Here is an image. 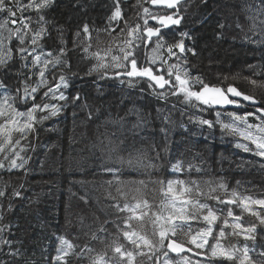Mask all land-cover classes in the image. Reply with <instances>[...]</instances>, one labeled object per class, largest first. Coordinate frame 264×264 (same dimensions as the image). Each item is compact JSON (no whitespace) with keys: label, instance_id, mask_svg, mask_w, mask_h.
I'll return each instance as SVG.
<instances>
[{"label":"trees","instance_id":"16d2710c","mask_svg":"<svg viewBox=\"0 0 264 264\" xmlns=\"http://www.w3.org/2000/svg\"><path fill=\"white\" fill-rule=\"evenodd\" d=\"M255 3L256 0H187L178 8L167 10L153 8L149 0H144L143 7H148L150 12L176 13L182 19L180 24L162 31L164 47L157 51V57L166 63L161 62V67H158V59L152 65L148 63L152 59L155 38L147 41L143 36L147 44L135 41L141 44L136 50L140 65L162 69L157 74L176 84L175 75L168 77V70L171 65L179 64L191 78L192 90L202 87L194 82L197 77L210 86L233 85L255 97L264 108V25L257 21L258 27L252 28L250 17L253 13L248 8ZM135 5L136 0H120L122 19L111 22L109 17L115 10L116 0H54L45 11L53 24L49 25L50 36L42 41L44 50L57 54L61 44L55 28L62 26L68 49L63 58L70 67V71L64 66L52 69L48 79L58 83L59 76L64 74L68 87L60 91L69 100H42L46 91L42 89L36 103L55 104L62 106V110L34 123L23 139L19 133H14L13 142L19 140L20 143L0 153V160H4L5 154L14 158L15 152L23 157L22 168L10 171L7 167L0 168V192L4 193L0 196V228H5L0 235L12 242L11 245L0 244V264H24V259L8 255L14 249H20L32 264H92L95 260L103 264H129L126 255L114 251L118 245L122 252H133L131 264H154L156 261L167 264L169 260L170 264H185L187 255L172 256L167 247L168 239L186 244L192 251L208 250L209 246L196 249L188 243L191 236L207 228L203 220L207 209L200 210L195 220L174 218L171 225L179 227L175 235L168 232L161 246L160 230L170 228L167 223L170 215H180L168 205L174 194H180L182 186L174 183V192L168 193L169 181H184L183 187L192 189L175 201L176 208L186 207V214H192V204L182 203L189 199L207 204L216 213L218 218L213 225L214 236L208 237L209 245L215 244L217 238L226 249L236 245L239 249L236 255L240 259L247 245L253 264L264 251V224L251 214L257 212L264 217V207L251 203L264 200L260 188L264 182L257 176L264 172V158L254 154L255 145L238 135L224 133L217 122L218 119L230 122L228 112L255 113L248 122L257 125L261 123L258 119L261 114L256 112V107L241 102L233 109L214 108L195 99L189 103L183 93L172 95L174 89L167 85L164 89L149 88L147 78L116 76L115 73L123 69L111 67V55L122 56L119 49L126 47L125 41L133 39L127 36L125 21L132 27L137 23L143 26V8ZM25 15L35 17L36 14L28 12ZM6 16L7 13H0V22ZM19 16L17 13V19ZM85 24L88 34L83 32ZM17 26L20 25H13L9 20L8 28ZM149 26H157V22L149 19ZM121 29L125 31L121 33ZM77 31L81 33L78 38L75 37ZM7 34L5 31L4 35ZM180 41L195 55L187 51L180 54L179 49L173 48L177 55L170 56L167 47ZM17 43L14 41L9 46L14 48ZM89 45L85 52L84 48ZM109 50L111 54H107ZM19 63L17 59L14 68H19ZM101 63L109 67L101 68ZM128 67L130 70V64ZM180 74L184 78V72ZM0 79H4L15 94L18 78L11 74L5 78L0 72ZM37 80L38 77H33L29 83L34 86ZM161 91L165 93L163 98L158 95ZM77 94L80 99L73 101L72 97ZM31 105L29 100L27 106L19 104L18 107L26 111ZM130 109L138 110L148 119L147 125L133 129L136 116L126 115ZM50 110L36 115H48ZM165 116L170 122H165ZM200 120L212 121L215 126L209 128ZM161 127L167 130V135L160 131ZM240 143L248 144L253 151L245 152L237 147ZM165 147L167 150L163 151ZM4 162L8 164L7 160ZM210 189L215 191L210 193ZM212 197H220L223 201L236 199L237 202L220 203ZM241 199L249 204L250 211H244L243 205L237 206ZM137 203L139 208L135 207ZM228 208L241 217L238 222L243 228L256 226L255 240H246L243 229L232 227L237 221L227 216ZM157 215L162 219L156 221ZM138 216L142 218L136 219ZM225 218L229 226L224 229L226 235L219 237ZM125 231L145 235L155 247H146L140 242L138 249L123 235ZM234 231L240 234L233 235ZM60 238L66 239L73 248L61 245ZM61 247L68 252L67 256L57 252ZM138 252L146 255H137ZM57 255L62 258L57 260ZM193 260L207 264L201 259ZM214 264H239V259L219 258Z\"/></svg>","mask_w":264,"mask_h":264},{"label":"snow or ice","instance_id":"6c2138e0","mask_svg":"<svg viewBox=\"0 0 264 264\" xmlns=\"http://www.w3.org/2000/svg\"><path fill=\"white\" fill-rule=\"evenodd\" d=\"M54 0H0V13H7V16L4 18L3 22H0V72L5 74V78L8 75H15L18 78L17 87L15 89V94H13L12 90L8 87V85L4 82V79H0V120H3V123H0V153H5L7 149L14 148L15 145L20 143L19 140H15L13 142V134L19 133L21 139L26 137V133L33 129L34 123L39 122L41 120H46L49 116L57 115L61 110L62 106H58L50 103H36L37 94L40 93L42 89H46L43 92L42 100H47L49 98L56 99L59 101L68 102L69 97H67L60 89L67 88L68 82L66 76L61 74L59 76V82L53 83L48 79V73L55 69L58 66L67 67L70 71V67L68 62L63 58L68 49L66 46V40L63 34V27H56L55 31L57 32V41L61 44L57 54H53L52 51H45L43 47L42 41L50 36L49 33V25H52L53 22L50 21L46 15L45 11L52 5ZM144 0H136L137 7L143 8V26L137 23L134 27L128 24V21H125V26L127 28V36L132 37L133 39H129L125 41L126 47H121L119 49L122 56L111 55L112 64L111 67L115 69H123L122 72L117 71L115 73L116 76H127L129 78H147L149 83V88H159L164 89L167 85L170 89H174L172 91V95H178L180 93L184 94V99L186 102L191 103L193 99L200 102L203 105L207 106H225V105H237L239 106L240 102L235 99H230L228 95L224 93V91L219 87H210L207 83H204L199 77L195 78V83L202 84L200 90H192L190 80L191 78L188 76V73L180 68L179 64L171 65L168 70V77H172L175 75L176 84H173L171 79L165 78L162 74H157L162 71V69H154L151 66L145 67L140 65L138 58L136 56V50L141 47L140 43H135L136 40H141L144 44H147V41H143V36L147 37L148 41H151L153 37L156 38V48L153 49V52H156L160 48L164 47V37L162 35V30L164 28H168L171 25H178L181 22L182 17H179L176 13L166 14V13H152L150 12L148 7H143ZM152 5H164L167 9L175 8L179 0H149ZM248 8L251 10L253 15L250 17L252 20V28L255 29L258 27L257 21H259L260 25H264V0H256L255 6L248 5ZM28 12H35V17L30 15H25ZM17 13L20 14L19 19H17ZM122 19L121 8H120V0H116L115 10L113 11L111 17H109L111 21H117ZM149 19L156 21L159 25L157 26H149ZM9 20L11 24L17 26L15 28H8ZM36 25V27H33ZM239 26V25H238ZM221 28L224 27L223 24L220 25ZM7 31V35L4 33ZM121 33L125 31V29L120 30ZM83 32L85 34L89 33L88 25L83 26ZM81 35L80 31L75 33V37H79ZM182 35H187V33H183ZM14 41L18 42L15 47H10ZM74 46L76 45V39L73 40ZM90 45L84 48L85 52H88ZM173 48L179 49L180 54L187 52H195L192 49H186L183 41L177 42L174 45H169L167 47V51L170 56L177 55L176 52L173 51ZM107 54H111V50L108 51ZM95 55H99L96 53ZM19 60V68H14L16 60ZM158 57H153L148 63L152 65L155 63ZM162 63H166L162 61ZM130 64V70H129ZM101 68L109 67V65L101 63L99 65ZM38 69V71H36ZM173 69L176 70L173 73ZM25 70L27 71V75L25 74ZM181 72H184V78L181 76ZM33 77H38V80L35 82L34 86L29 82L33 80ZM53 81H55V74L53 73ZM255 83V81H252ZM228 92L231 93L234 97H243L245 101H252L256 103L253 96L244 95L240 91H238L234 87H229ZM57 93H59L57 95ZM162 98L165 96V93L161 91L158 93ZM80 99L79 94L75 97H72L73 101H78ZM29 100L32 101L31 107H27L26 111L19 110L18 105L22 104L27 106ZM87 106V105H85ZM50 110L48 115H43L37 117L38 112H45L46 110ZM257 113H261V116L258 119L261 120L260 124L253 125L248 122V118L250 116L255 115V113H244L240 115L236 112H228L227 115L231 117L230 122L220 121L218 119V123L222 131L228 135H238L245 141L251 142V144L255 145L254 154L264 158V108H256ZM135 115L136 122L133 124V129L142 128L149 122L144 116L140 114L138 110H129V113L126 115ZM221 114L218 112L217 117L219 118ZM124 117H121V120H124ZM157 119H159V110ZM165 122H170L169 117H164ZM202 125H207L209 128L215 126V123L209 120H200ZM243 125V126H241ZM255 129V131H253ZM160 131L167 135V130L164 127L160 128ZM237 147L242 148L245 152L253 151L248 144H237ZM166 151L165 147L162 149ZM23 151V149H21ZM5 160L8 161V164L5 165ZM20 160L21 163L17 161ZM7 167L10 171L15 168L23 167V157L20 156L19 152L14 153V158L9 157L7 154L4 156V160H0V168ZM174 168H179V165H174ZM108 171H111L110 169ZM178 183L182 186L179 195H173L172 201H170V207L175 208L176 212L180 213L178 217L169 216L167 223L171 225V221L174 218L180 220H195L198 219L197 213L200 210L207 209V215L203 216V220L207 222V228L201 229L196 235L191 236L188 240V243L195 246L196 249H205L206 246L208 250L202 252H196L195 255H202L205 257L207 264H214V262L223 258L228 261H235L239 259V264H253V261L249 258V251L247 245L243 247V258L240 259L236 253L239 252V249L236 245H232L231 249L224 248L219 239H216L215 244L209 245L208 237L214 236L213 225L217 220L216 213L208 208V205L205 203H200L198 201H192L189 199H185L182 201L183 205L187 206L188 204H192L193 212L188 215L186 207L176 208L175 201L180 198L185 192H190L192 189L185 188L183 185L184 181H169L168 182V193H173V184ZM195 184L196 182H192ZM223 187V185H220ZM215 189H210V193L214 192ZM204 195V193H201ZM4 195L3 192H0V196ZM19 195V193H16ZM233 197L236 196L235 192H233ZM220 201V203L227 204H236V199H231L228 201L220 200V197H212ZM252 204L260 205L264 207V200H252ZM243 205L244 211H250L249 204L241 199L239 201V205ZM145 206H147V202H145ZM136 208L140 207V204L137 203ZM125 208H128L126 205ZM123 210V209H121ZM134 210V209H133ZM260 220L261 224H264V217H261L259 213L252 212L251 213ZM147 215V213H145ZM228 217H234V220L237 221L232 225L234 229H243L244 238L246 240H255V232L256 226L251 225L248 228H243V225L240 224V216H235L232 208H228L227 211ZM142 217H136V219H141ZM162 219L161 216H156V221ZM155 223V221H153ZM229 226V221L227 218L224 219L223 227L220 228L219 237H224L226 235L225 228ZM6 227V226H5ZM179 225H171L168 229H162L159 232V244L163 246L165 239L168 238V232L171 231L173 235L176 233V229ZM5 228H0V233H3ZM233 235H239V232L234 231ZM123 235L128 238L132 244H134L138 249L141 246V243L146 247H155V244L152 240L148 239L145 235H140L137 232H128L125 231ZM135 237V239L133 238ZM95 238V236L93 237ZM61 239V245H67L68 249L73 248V245L70 244L66 239ZM139 241V242H138ZM11 241L5 239L2 235H0V244L3 245H11ZM167 247L173 252H184L186 249L183 243H178L175 240L168 239ZM189 251L191 249H188ZM114 251L121 256H127L129 260V264H131L134 254L131 251L122 252L121 246H116ZM58 253H63V256H67L68 252L64 247L57 249ZM11 257H20L24 259V264H32L28 259L25 258L24 253L21 252L20 249L10 250L8 253ZM137 255H146V253L138 252ZM167 255V253H165ZM62 257L57 255L56 259L60 260ZM151 259V257H149ZM92 264H103L101 260H95ZM185 264H188L187 258H185ZM197 264H200L197 261ZM255 264H264V251L259 253V259L256 260Z\"/></svg>","mask_w":264,"mask_h":264},{"label":"water","instance_id":"95a60500","mask_svg":"<svg viewBox=\"0 0 264 264\" xmlns=\"http://www.w3.org/2000/svg\"><path fill=\"white\" fill-rule=\"evenodd\" d=\"M183 1H185V0H179V3H181V2H183ZM178 3V4H179ZM151 4V3H150ZM152 5V4H151ZM153 7H158V8H160V7H166V6H164V5H152ZM210 86V85H209ZM234 87V88H236L238 91H240L237 87H235V86H233V85H229V86H227L226 88H223V87H221V86H210V87H219V88H221L223 91H224V93L226 94V95H228V97L230 98V99H235V100H238L239 102H241V103H243V104H245V105H247V106H252V107H259V108H261L260 107V102L254 97V99H255V101H256V103H253L252 101H245V100H243V97L241 96V97H234V96H232L231 95V93H229L228 92V88L229 87ZM200 90V89H199ZM241 93H243L244 95H249V94H247V93H245V92H242V91H240ZM250 96H252V95H250ZM212 107H214V108H220V109H233V108H236L237 107V105H225V106H219V105H215V106H212ZM258 114H261V113H258ZM184 247H185V251L184 252H182V253H192V249L188 246V245H186V244H184ZM188 249H191L190 251L188 250ZM200 257H202V258H205L204 256H202V255H200Z\"/></svg>","mask_w":264,"mask_h":264},{"label":"flooded vegetation","instance_id":"af4514ba","mask_svg":"<svg viewBox=\"0 0 264 264\" xmlns=\"http://www.w3.org/2000/svg\"><path fill=\"white\" fill-rule=\"evenodd\" d=\"M187 0H185V1H183V2H181V3H179L175 8H173V9H176V8H178V6L180 5V4H182V3H184V2H186ZM149 4H150V2H149ZM150 6L151 7H153L151 4H150ZM153 8H158V7H153ZM160 8H163V9H167L166 7H160ZM173 9H167V10H173ZM165 29H167V28H164L162 31H164ZM257 176H258V179H260L261 181H263L264 182V172H259L258 174H257ZM260 188H262L261 190H263V192H264V185L263 186H261ZM171 251V250H170ZM197 251H193L192 253H190V254H186V255H188L190 258H192V259H195V258H200V259H202L201 257H199V255H195L194 253H196ZM171 255L172 256H175V255H181V253H178V252H173V251H171Z\"/></svg>","mask_w":264,"mask_h":264},{"label":"rangeland","instance_id":"374dc122","mask_svg":"<svg viewBox=\"0 0 264 264\" xmlns=\"http://www.w3.org/2000/svg\"><path fill=\"white\" fill-rule=\"evenodd\" d=\"M157 27H159L158 23H157ZM146 38H147V37H146ZM153 38H155V37H153ZM153 38H152V39H153ZM147 41H148V40H147ZM156 43H157V41H156V38H155V39L153 40V44H154V48H153V49L156 48ZM157 51H158V50H157ZM157 51H156V52H153L152 58H153V57H157ZM157 62H158V67H161L160 63H161L162 61H161L160 58L158 59ZM256 173H258V172H256ZM192 252H193V251H192ZM184 254H190V253H184ZM187 256H188V255H187ZM187 256H185L184 258H187ZM199 257H200V255H199ZM188 258H189L190 260H189ZM188 258H187V260L189 261V264H197V263H196V260H193V259L190 258L189 256H188ZM201 258H202V257H201ZM196 259H197V258H196ZM198 259H200V258H198ZM201 260L206 261L205 258H202ZM169 261H170V260H169ZM169 261L167 262V264H170ZM148 264H149V263H148ZM154 264H160V263L156 261Z\"/></svg>","mask_w":264,"mask_h":264},{"label":"bare ground","instance_id":"6f19581e","mask_svg":"<svg viewBox=\"0 0 264 264\" xmlns=\"http://www.w3.org/2000/svg\"><path fill=\"white\" fill-rule=\"evenodd\" d=\"M178 253L184 254V253H182V252H178Z\"/></svg>","mask_w":264,"mask_h":264}]
</instances>
